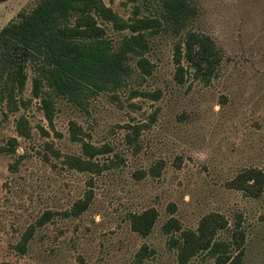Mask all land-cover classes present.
Returning a JSON list of instances; mask_svg holds the SVG:
<instances>
[{"label": "rangeland", "instance_id": "1", "mask_svg": "<svg viewBox=\"0 0 264 264\" xmlns=\"http://www.w3.org/2000/svg\"><path fill=\"white\" fill-rule=\"evenodd\" d=\"M38 1H1L0 28ZM188 1L196 14L187 29L207 34L220 55L207 80L183 61V82L173 80L180 35L166 24L148 38L149 74L130 58L124 84L84 109L54 97L51 124L30 94V67L21 86L4 76L0 264H215L206 249L180 262L170 243L205 218L226 243V263L240 252L239 264H264V184L254 196L231 184L245 169L264 171V0ZM102 2L122 19L134 7L160 15L159 0ZM98 23L112 48L127 34ZM71 156L92 169L70 167ZM142 212L152 217L145 235L130 226Z\"/></svg>", "mask_w": 264, "mask_h": 264}, {"label": "trees", "instance_id": "2", "mask_svg": "<svg viewBox=\"0 0 264 264\" xmlns=\"http://www.w3.org/2000/svg\"><path fill=\"white\" fill-rule=\"evenodd\" d=\"M135 2L124 0V4ZM159 7V17L141 16L134 7L130 16L122 19L102 0H39L29 11L18 13L16 19L0 28V83L7 75L21 86L25 80L22 69L29 66L33 72L30 94L38 100L43 117L51 124L54 97L64 98L84 109L97 93L124 84L130 73V58L135 59V66L142 74H149L152 64L143 54L148 48V38L163 24L173 35H180L172 46L173 80L183 82L186 68L182 61L195 78L209 79L220 55L207 34L187 29L189 19L196 14L195 6L188 0H159ZM98 20L109 23L114 30H127L114 48ZM2 91L0 100L9 99ZM22 120L15 126L19 136H25ZM81 148L86 157L93 155L87 143H82ZM66 162L76 170L92 169V163L79 156H71ZM231 184L254 196L264 184V171L245 169ZM151 224L152 217L147 212L133 214L130 219L131 228L142 235ZM213 227L205 218L196 233L182 234L178 241L170 237L171 244L178 242V260L184 262L196 251L206 249L215 264H239L240 252L232 262L226 263V243L212 239ZM238 240L242 243V233ZM24 242L19 244L20 248Z\"/></svg>", "mask_w": 264, "mask_h": 264}]
</instances>
